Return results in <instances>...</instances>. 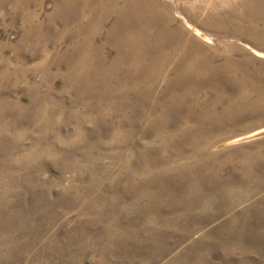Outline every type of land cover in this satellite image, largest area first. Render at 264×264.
<instances>
[{"label": "rangeland", "instance_id": "1", "mask_svg": "<svg viewBox=\"0 0 264 264\" xmlns=\"http://www.w3.org/2000/svg\"><path fill=\"white\" fill-rule=\"evenodd\" d=\"M0 264H264V0H0Z\"/></svg>", "mask_w": 264, "mask_h": 264}]
</instances>
